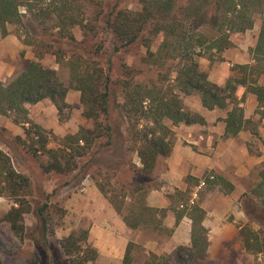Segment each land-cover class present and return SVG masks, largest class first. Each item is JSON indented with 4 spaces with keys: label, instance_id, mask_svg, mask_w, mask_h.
Instances as JSON below:
<instances>
[{
    "label": "rangeland",
    "instance_id": "rangeland-1",
    "mask_svg": "<svg viewBox=\"0 0 264 264\" xmlns=\"http://www.w3.org/2000/svg\"><path fill=\"white\" fill-rule=\"evenodd\" d=\"M97 1L100 6L90 5L88 1L82 6L87 10L86 14L89 15L87 18L90 23L92 21V24L97 26L96 33H92L82 44L81 42L85 39L84 33L78 26L72 29L76 42L82 49L71 45L68 39L57 36L56 30L45 32L40 29L33 15L26 11V6L21 8L24 15L23 24L7 25L6 37H3L0 32V81L5 85L25 72L29 63L35 61L45 68L56 70L62 83L68 87L70 85L69 60L72 55L79 53L84 56V60H87L90 56L85 55L84 50H92L91 58L96 60L98 66L103 68L111 78V117L108 122L113 124L115 135V139L111 140L112 145H107L109 139L106 135L97 140L88 155L77 159L78 169L74 172L65 175L47 174L40 167V161H46L47 158L41 155V159H38L31 154L28 146L31 141L26 137L25 128H32V125L39 126L48 137V148L62 150L67 136L76 134L82 127L93 129L96 126V120L87 119L83 115L81 93L70 89L65 99L66 106L61 111L50 99L34 105H26L32 125L26 124L25 127L16 125L8 116H0V150L8 154L14 168L29 179L27 193L19 199H14L7 194L0 195V220L13 207L21 205L24 212L21 224L25 228L21 239L13 233L7 222H0V264H70L60 244L62 240L76 233L88 234L86 240L80 244L83 250L89 248L97 252V260L89 264L109 262L123 264L125 253L109 250V246L113 245L120 248V242L111 234L105 233L103 228L118 232L122 223L127 226L124 220L126 216L134 219L138 214H143V218L147 221H140L141 225L136 228L134 235L126 234L134 244L131 251L132 263L144 264L149 260L151 251L146 246L154 244L166 251L153 253L158 256H168L174 263V253L182 245L175 247L172 243L173 231L164 225L166 212L172 211L175 217L180 213L189 216L193 208L197 206L204 210V219L208 217L206 221L210 231L218 233L215 234V244H212L210 253L194 264H256V261L263 263L264 257L260 255L256 257L255 254L246 251L238 237L239 228L250 223L242 207L243 197L250 195V192L260 183V173L264 170V162L254 163L257 157L264 154V135L259 131L261 121L251 117L250 120L256 125L257 133L252 134L250 130H245L243 135L246 136L245 139L235 138L233 141L234 158H230L227 164L232 173V180H226L234 183V190L229 193L226 188L220 189L219 186L211 183L210 177L214 176V179L217 177L215 173L206 174L198 181L188 178L186 188H174L170 178H162L168 169L167 160L170 156L159 157L152 173L140 171L142 164L137 152L135 149L130 150L132 134L138 130L137 121L134 119L132 121L121 109L125 96L122 84L123 82L132 85L143 84L147 91L165 92L170 88L173 89L180 61L165 57L160 64L159 50L165 40L163 32L152 34L150 39L148 37L151 40L152 54H157L155 57L158 60L157 63L153 62L154 58L149 60L147 48L143 43L114 52L115 41L111 33L105 29L104 16L116 7V4H118L117 9L138 12L141 10L142 2L141 0ZM175 1L177 8H186L190 2V0ZM252 1L247 2V5L251 6L253 10L251 16L258 22L260 21V15L257 13L259 5L257 0ZM48 4L49 1L45 0L34 8L33 12H37L41 7L52 8ZM97 13L104 16L96 20V23L94 19ZM181 13L179 12V15ZM214 15V8L209 9L208 18ZM47 26L50 24L48 23ZM193 31L196 33L197 29ZM200 32L209 35L210 38L215 37V31L210 28H204ZM231 38L233 43L229 49L233 51L240 44L244 45L245 42L252 44L254 41L250 34L246 33L232 34ZM223 56L222 53L209 52L199 58V63L209 60L212 64L225 61ZM89 62L86 65L94 66V62ZM128 69L132 71V74H128ZM233 76L241 77L242 74L240 70H237ZM182 97L185 108L193 112L191 109L196 107L198 95H182ZM99 121L106 122L104 119ZM145 121L143 119L140 125L146 124ZM163 123L174 133L172 138L174 149L177 134L180 132L177 129L178 126H172L168 120ZM16 151L20 154L19 158L16 157ZM94 153V161L87 166ZM117 153L123 156V163L117 166L108 159V167L102 165L103 158ZM203 180L207 184L199 189V184ZM195 193L197 197H194ZM152 196H155L156 200L167 202V207L156 209L148 206V200ZM46 203L49 206L46 213L49 226L45 236L47 245L43 243L42 228L35 214L37 207ZM147 207L157 211L151 214L145 210ZM236 210L244 215L245 221L235 219ZM250 224L253 230L257 232L261 230L263 232L261 236L264 238V229H260L257 224ZM225 225L229 226L228 229ZM232 228L237 230V233H234ZM111 255L114 256L113 259ZM116 256L119 258L116 259Z\"/></svg>",
    "mask_w": 264,
    "mask_h": 264
},
{
    "label": "trees",
    "instance_id": "trees-1",
    "mask_svg": "<svg viewBox=\"0 0 264 264\" xmlns=\"http://www.w3.org/2000/svg\"><path fill=\"white\" fill-rule=\"evenodd\" d=\"M45 0H0V32L3 37L8 35L7 25L23 24L24 15L21 8L26 6V11L31 13L38 27L45 32L56 30V35L68 39L74 47L82 49L76 42L72 33L74 27H79L84 33V40L96 33L97 26L90 23L84 3L100 6L97 0H48V6L52 8H34ZM141 10L132 12L130 10L117 9L116 4L106 16L97 13L94 21L104 16L105 29L111 33L115 41L114 52H120L138 43L147 48L149 60L157 56L150 50V36L161 33L165 40L159 50L160 64L165 57L179 59L177 77L174 88L163 92L162 90L147 91L143 84H129L123 82L124 104L121 109L128 114L132 121H137V131L132 134L130 150L135 149L142 164L140 171L152 173L159 157H168L172 153V138L174 133L163 122L168 120L172 126L181 124L194 125L205 124V120L197 113L188 111L183 102L184 96L198 95L202 106L208 110L227 111L225 123V137H237L242 131L250 130L252 134L257 133L256 125L245 117L243 103L245 96L238 99L236 92L239 86L246 87L248 93L256 96L259 103L257 114L264 119V84H259L261 75H264V9L262 0H257L259 5L257 13L261 15L262 27L254 57L257 66L236 65L232 70H240L242 76L231 77L225 85H218L210 81L208 73L200 67L199 58L206 53H222L232 45L230 37L232 34L245 32L254 25L251 14V6L247 2L252 0H190L186 8H177L175 0H141ZM214 8L215 15L208 18V10ZM182 12L179 15V12ZM48 23L50 26H47ZM97 23V22H96ZM189 26H192L191 28ZM33 31L35 32L34 27ZM204 28L215 31V37H209L203 32ZM197 32L195 33V30ZM198 33V34H197ZM149 37V39H148ZM92 50H84L85 55L90 56L84 60L82 54H73L69 60L70 85L65 86L58 73L54 69L43 67L38 62H30L28 69L18 75L13 81L5 85L0 81V116L12 118L13 123L25 127L31 124L26 105H34L45 99H50L61 111L65 106V99L70 89L81 93V101L84 106V117L96 120L93 129L85 127L64 140L62 150L48 148V137L37 125L26 129L25 134L30 140L29 150L34 157L41 159V155L47 158L40 161V167L44 173H56L65 175L78 169L77 159L89 154L97 140L105 135L109 139L107 145H112L115 139L114 126L108 122L111 114L112 86L109 74L99 67L96 60L91 58ZM215 51V52H214ZM94 60V61H93ZM94 62V66L86 65ZM157 63L158 60H154ZM132 71L128 69V74ZM157 89V88H155ZM148 102V103H147ZM147 103V105H146ZM133 114L132 116H130ZM104 119L106 122H100ZM146 124L140 125L141 121ZM108 122V123H107ZM82 143V144H81ZM117 143V142H116ZM120 145V143H119ZM94 155L87 166L94 161ZM20 154L16 151V157ZM117 166L124 162L123 156L118 153L103 158L102 165L108 167L109 161ZM101 165V164H100ZM82 170V168H81ZM260 183L250 192L244 195L242 207L252 224H257L264 229V170L260 173ZM211 183L226 188L228 192L234 190L232 183L217 176ZM29 188V179L19 173L13 166L11 157L0 150V195L19 199L26 195ZM211 189V188H210ZM19 201V200H18ZM19 205V204H18ZM22 206L13 207L3 216L0 222H7L13 233L23 238L25 228L21 224L23 215ZM49 210L48 203L38 206L36 216L39 218L43 232V243L47 245L46 234L49 231L46 213ZM147 212L157 210L145 208ZM205 212L203 209L194 207L190 218L193 220L191 245L181 246L175 253V261L172 263L168 256H158L151 252L150 258L144 264H194L197 260L204 259L208 251V232L203 226ZM183 214L176 216L178 225ZM124 218L127 226L132 229L140 227V221L146 222L143 214L136 218ZM139 217V218H138ZM249 223V224H250ZM239 228L238 237L246 251L258 257H264V238L261 230H253L251 224ZM87 233L72 234L62 240L60 246L64 256L70 264H89L97 260V252L94 249H82L81 243L86 240ZM134 244L130 242L126 248L123 264H133L132 249ZM258 259V258H256ZM256 264H264L256 261Z\"/></svg>",
    "mask_w": 264,
    "mask_h": 264
},
{
    "label": "crops",
    "instance_id": "crops-1",
    "mask_svg": "<svg viewBox=\"0 0 264 264\" xmlns=\"http://www.w3.org/2000/svg\"><path fill=\"white\" fill-rule=\"evenodd\" d=\"M262 5L264 9V0H262ZM261 18L262 17L260 15V21L258 22L255 21V18H253V27L245 32H241L250 34L252 40H254L252 44L245 42L244 45L240 44L239 47L237 46L238 48H235L234 51L231 49L225 50L224 52H222V54H224L223 58L225 59V61L215 62L214 64H212L210 60L206 62H200L201 69L208 73L210 81L218 85H225V83L231 77H233L235 73L231 67L236 65L257 66L254 57V49L256 48V45L258 43L262 27ZM230 40L233 43L231 37ZM263 81L264 75H261L259 84L263 85ZM236 96L238 97V99H242L245 96V102L242 105L245 110V117L249 120L251 119V117H256V119H259L262 124L259 128V131L260 133H262V135H264V119H261V117L257 114L259 103L256 96L248 93L246 87L243 86L238 87ZM191 110L202 116L205 120V124H194L189 126L181 124L178 126L177 129H179L180 132H178L177 134L178 137L174 145L173 152L167 160L168 169L166 172H164V176L162 178H170L175 186L174 188L178 187L179 189H184V187H187L186 179L192 178V180L198 181L206 174L215 173L219 177L232 180V173L227 164H229L230 158H234L232 155V148H234L233 141L235 140V138L245 139L246 136H243L244 131H242L237 137L226 138L225 123L223 120L226 118L227 111L218 109L208 110L204 108L199 96L196 100V107L192 108ZM257 162H264V154L254 160V163ZM231 183L234 184L233 182ZM222 198L225 197L222 196ZM156 199L157 198L155 196H152L150 200H148V206L156 209H164L167 207V202L164 203L162 200ZM166 213L167 214L165 215L164 225L168 229L173 231H171L173 235L172 243L175 244V247L179 245L189 247V245H191L193 220L190 218V216L183 214L180 223L177 225L175 214L172 211H167ZM234 215L235 219L241 220L242 222L245 221L244 215L242 213H239L238 210L234 212ZM207 218L208 217L204 219L203 226L207 229V232L209 234V246L207 251V253L209 254L212 248V244H215V234L218 232L210 231L208 222L206 221ZM224 218L225 217H223V219ZM225 227L226 229H228L229 226L225 225ZM103 230L105 233L111 234L114 238L116 237L117 241L120 242V248L115 247L114 245L109 246L110 252L113 251L125 253L128 244L132 242V239H130L129 236L134 235V233L136 232L135 230L137 229H130L128 226L122 223L121 229L118 232L104 228ZM232 231H234V233H237V230H234L233 228ZM127 233L129 234V236H126ZM146 247H148L149 251L155 253L166 251V249H163L162 247L160 249L157 244H154L152 246L148 245ZM118 258L119 257L116 256V259ZM102 264H110V262Z\"/></svg>",
    "mask_w": 264,
    "mask_h": 264
},
{
    "label": "built area",
    "instance_id": "built-area-1",
    "mask_svg": "<svg viewBox=\"0 0 264 264\" xmlns=\"http://www.w3.org/2000/svg\"><path fill=\"white\" fill-rule=\"evenodd\" d=\"M214 178H215L214 176H211V177H210V179H212V180H213ZM206 184H207L206 181L203 180V181H201V183L199 184V187H198V188H199V189H200V188H203V187L206 186ZM194 197H197V193L194 194Z\"/></svg>",
    "mask_w": 264,
    "mask_h": 264
}]
</instances>
